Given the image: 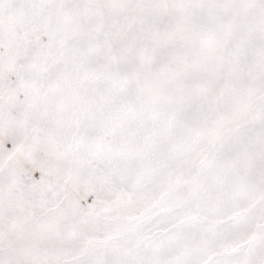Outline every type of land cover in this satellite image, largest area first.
Here are the masks:
<instances>
[{
	"label": "snow or ice",
	"instance_id": "6c2138e0",
	"mask_svg": "<svg viewBox=\"0 0 264 264\" xmlns=\"http://www.w3.org/2000/svg\"><path fill=\"white\" fill-rule=\"evenodd\" d=\"M0 264H264V0H0Z\"/></svg>",
	"mask_w": 264,
	"mask_h": 264
}]
</instances>
